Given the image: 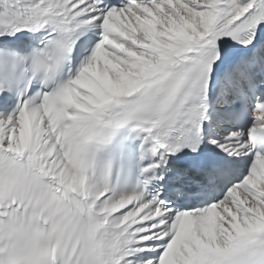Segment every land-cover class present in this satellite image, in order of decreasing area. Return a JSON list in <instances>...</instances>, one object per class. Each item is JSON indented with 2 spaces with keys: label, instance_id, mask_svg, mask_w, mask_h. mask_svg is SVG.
I'll use <instances>...</instances> for the list:
<instances>
[{
  "label": "snow or ice",
  "instance_id": "snow-or-ice-1",
  "mask_svg": "<svg viewBox=\"0 0 264 264\" xmlns=\"http://www.w3.org/2000/svg\"><path fill=\"white\" fill-rule=\"evenodd\" d=\"M0 264H264V0H0Z\"/></svg>",
  "mask_w": 264,
  "mask_h": 264
}]
</instances>
